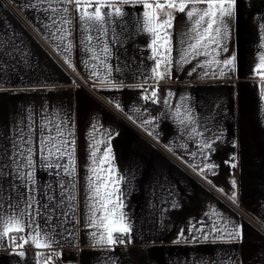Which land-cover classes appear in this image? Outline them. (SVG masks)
I'll list each match as a JSON object with an SVG mask.
<instances>
[{"label": "crops", "instance_id": "0c3cea01", "mask_svg": "<svg viewBox=\"0 0 264 264\" xmlns=\"http://www.w3.org/2000/svg\"><path fill=\"white\" fill-rule=\"evenodd\" d=\"M31 3L0 0V65L6 63L0 70V137L11 134L14 126L30 115L39 121L42 117L36 114L52 113L68 121L78 172L75 212L71 220L54 221L62 235L51 250L27 244L15 249L26 253L21 258L14 254L11 241L5 239L6 246H0V264H35L37 251L44 253L41 261L50 251L59 252L53 260L63 264H264V232L253 223L264 228V87L259 74L264 70L257 68L264 53V0H238L226 41L228 50L213 53L220 60L236 58L223 78H219V72L205 76L206 67H198L189 75L196 59L177 63L187 46L181 43L183 34L191 24L185 13L166 10L173 11L175 17L170 30L171 68L162 63L158 70L162 78H149L155 66L149 59L153 54L148 47L152 36L131 28L126 38L122 34V46L110 44L113 52L108 64L113 66V83L107 82L106 68L93 67L96 61L78 41L75 21L70 37L73 47L67 53L52 37L48 27L51 21L43 6L34 9L29 7ZM125 7L133 13L141 10ZM157 15L164 18L160 10ZM136 19V14L127 17L130 25ZM108 28L120 31L115 25ZM65 57L96 94L72 79L64 66L69 67ZM205 59L198 58L201 65ZM93 71H99V77H94ZM153 89H158V103L143 98L150 97ZM185 109L195 118L187 126L180 123ZM118 112L194 173L144 138ZM193 127L203 135L193 136ZM109 138L115 176L121 181L122 211L131 225L127 236L131 242L127 245H95L91 232L96 229L88 227L90 145L93 139L101 141L102 152ZM209 139L215 141L213 147L201 149L199 145ZM57 179L37 165V195L40 190L58 195ZM5 186H9L7 181ZM219 193L248 216L237 212ZM64 207L67 210V204ZM215 221L220 227L226 224L228 231L239 229L240 237L232 240L225 235L217 239L220 234L215 233L204 240L196 232L201 238L193 239V227L207 231ZM17 234L26 233H12Z\"/></svg>", "mask_w": 264, "mask_h": 264}, {"label": "snow or ice", "instance_id": "6c2138e0", "mask_svg": "<svg viewBox=\"0 0 264 264\" xmlns=\"http://www.w3.org/2000/svg\"><path fill=\"white\" fill-rule=\"evenodd\" d=\"M237 3L238 0H179V2L177 0H164V2H158V0H32L29 7L36 9L37 6H43V10L48 13L47 19L51 21L48 27L52 37L60 42L67 53L72 51L73 42L70 37L73 34L75 21L78 41L84 45L85 51L91 54V59L96 61L93 67L106 68L107 82L113 83L111 79L113 66L108 64L113 52L110 44L122 46V34H125L126 38V32L131 28L152 36L148 47L152 49L153 54L149 59L155 61V66L151 68L149 78H162V74L158 71L162 63L171 68L173 48L170 30L173 28L175 19L174 10L185 13L191 24L183 34L181 43H186L187 46L181 50L177 63H191L193 59H196L197 64L189 71V75L196 72L198 67H206L205 76L209 74L215 76L219 72V78H223L226 70L232 69L236 58L232 56L220 60L213 53L218 54L219 51L228 50L226 41ZM125 6L133 9L139 7L141 10L133 13ZM157 10L164 12L163 19L157 15ZM133 14H136L137 19L130 25L127 17ZM108 25L120 27V31H116L115 28L110 31ZM261 39L264 40V35ZM261 47H264V44H261ZM2 56L3 54L0 53V57ZM157 56L161 58L157 59ZM199 57H206L203 65L200 64ZM116 59H119V56ZM64 60L71 67L70 60L67 57ZM221 64L223 67H213V65ZM5 67L6 63L0 65V70ZM257 68L264 70V53L260 55ZM116 71L120 69L116 68ZM259 74L264 87V71H260ZM92 75L99 77L100 73L93 71ZM120 83L122 84L123 81ZM157 92L158 89H153L150 97L145 95L143 98H152L153 103H158ZM164 103L168 104L169 101L165 100ZM176 114L181 115L179 107L176 109ZM36 115L42 118L36 121L35 116L30 115L15 125L11 134L5 133L0 137V246H6L5 239L11 241L14 254L21 258H25L26 253L22 250L17 252L15 249H23L27 244H31L38 250H51L57 243L58 237L62 235L54 221L71 220L75 212L73 202L76 200L78 172L72 126L68 121L52 113ZM194 122L195 118L191 112L185 109L180 123L187 126ZM191 132L193 136L203 135L195 127L191 129ZM100 143L101 141L93 139L90 145V174L87 177L86 187L88 227L96 229L91 232L95 245L112 246L117 243H130V239L126 241L114 236V233H119L121 236L130 235L131 225L128 224L126 214L122 211L125 205L119 187L121 181L115 176L110 138L104 142L102 152ZM214 143V140L209 139L199 147L210 150ZM37 165L45 169L47 175L55 174V177H59L57 179L60 189L58 195H49L43 190H40L37 195ZM231 166L234 168L236 165L233 163ZM206 167L211 168L212 165H206ZM5 181L8 182V187L5 186ZM48 188L51 191L52 186L48 185ZM69 188L73 191H69ZM65 204H67V210H65ZM97 213L100 215L97 216ZM64 231H68L69 235L72 234L66 227ZM190 231L193 239L201 238L195 235L196 232H200L204 240H208L215 233L220 234L216 237L217 239H224L225 235L232 240L240 237L239 229L228 231L226 224L224 227L219 226V221L213 222L212 227L207 231L204 227H193ZM12 233L26 234L19 237L18 243L17 237ZM180 235L183 236L184 232L182 231ZM43 255L42 251L35 253V264H52L53 259L58 258L60 253L50 251L47 258L41 261L40 257Z\"/></svg>", "mask_w": 264, "mask_h": 264}, {"label": "built area", "instance_id": "2783aa9c", "mask_svg": "<svg viewBox=\"0 0 264 264\" xmlns=\"http://www.w3.org/2000/svg\"><path fill=\"white\" fill-rule=\"evenodd\" d=\"M53 52V51H52ZM54 53V52H53ZM66 67V69L69 71V74L71 75L72 79L79 84L81 87L85 88L86 90H88L90 93L96 94L95 91L90 87V85H88V83H86V81H84L82 79V77H80V75L78 73H76L74 70H72L70 67H68L67 65H64ZM149 91V90H148ZM145 92V93H148ZM111 109L117 111L113 106H111L110 104L106 103ZM120 114V116L122 118H124L126 121H128L129 123H131L124 115H122L120 112H118ZM131 125H133L135 127V129L144 137L147 138L149 140H151L152 142H154L158 147H160L163 151H165V153L170 156L172 159H174L175 161H177L180 165H182L183 167L189 169L192 173H194L189 167L188 165H186L185 163L181 162L179 159H177L170 151H168L167 149H165L163 146H161L158 142H156L155 140H153L145 131H143L140 127L134 125L131 123ZM197 176V174H196ZM220 197L225 200L226 202L230 203V205L240 214H242L243 216H248L241 208L237 207L234 203L230 202L224 195L220 194ZM253 223L258 226L263 232H264V228L262 226H260L257 222L253 221ZM17 237V242L19 243V237L20 235H15ZM115 237H117L118 239H125L126 241L128 240L127 236H121V235H116ZM128 242L124 243V244H119L117 243L116 245H127ZM52 264H63L62 262H60L58 259H55L52 261Z\"/></svg>", "mask_w": 264, "mask_h": 264}]
</instances>
